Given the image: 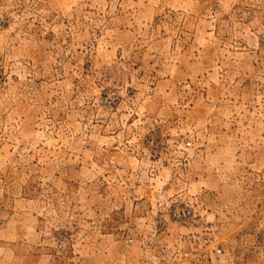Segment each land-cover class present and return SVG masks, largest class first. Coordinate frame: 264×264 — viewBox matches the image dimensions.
I'll return each mask as SVG.
<instances>
[{
    "label": "rangeland",
    "instance_id": "374dc122",
    "mask_svg": "<svg viewBox=\"0 0 264 264\" xmlns=\"http://www.w3.org/2000/svg\"><path fill=\"white\" fill-rule=\"evenodd\" d=\"M0 264H264V0H0Z\"/></svg>",
    "mask_w": 264,
    "mask_h": 264
}]
</instances>
